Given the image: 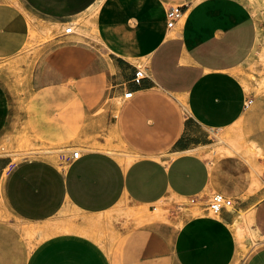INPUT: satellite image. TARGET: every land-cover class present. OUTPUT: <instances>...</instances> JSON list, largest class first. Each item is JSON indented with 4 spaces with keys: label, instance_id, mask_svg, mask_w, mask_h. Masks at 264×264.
<instances>
[{
    "label": "crops",
    "instance_id": "1",
    "mask_svg": "<svg viewBox=\"0 0 264 264\" xmlns=\"http://www.w3.org/2000/svg\"><path fill=\"white\" fill-rule=\"evenodd\" d=\"M262 18V0H0V63L34 75L21 108L0 82V264H235L241 220L260 238L242 264H264V97L243 74ZM19 125L68 145L14 160ZM215 192L233 207L210 214ZM123 201L167 221L121 231Z\"/></svg>",
    "mask_w": 264,
    "mask_h": 264
},
{
    "label": "rangeland",
    "instance_id": "2",
    "mask_svg": "<svg viewBox=\"0 0 264 264\" xmlns=\"http://www.w3.org/2000/svg\"><path fill=\"white\" fill-rule=\"evenodd\" d=\"M264 7V0H262ZM264 18H262L261 26V38L259 48L256 50V55L251 57L243 70L245 87L254 94L255 98L264 97ZM263 53V54H262ZM21 69L17 65L0 63V82L14 101V107L21 108V104L28 97L32 91L33 77L34 75L29 72H20ZM19 133L22 135L21 139H15V150L12 152L14 160H19L28 156L43 155L51 156L58 154L64 146L68 144L59 145H47L32 140L26 136V131L19 125ZM78 145H82L86 148L93 147V144L89 143L86 139L77 140ZM4 146V145H3ZM102 147L116 155H125L127 150L119 143H105ZM209 201V200H208ZM233 207L230 206L228 209ZM142 211L144 213V219L148 220V223H155L158 225L161 222H166L165 214L168 211V207L162 204H155L153 206H141L134 205L123 201L119 203L112 211L106 216V221L121 219V231L128 228L141 225L142 220L132 216V212ZM210 214H213L210 211ZM146 216V217H145ZM105 224L96 228H90V236L95 237L98 241L105 239L109 235V230L112 228L113 235H117L118 228L113 229L112 225ZM80 224L75 220H64L61 224L63 229L67 227L79 226ZM26 230L25 225H21ZM239 228L240 231H239ZM250 229V230H249ZM243 231V232H242ZM245 232V233H244ZM254 234V235H253ZM235 235L237 239V258L235 264H242L245 258L259 245L260 238L253 231L249 221L241 220V222L235 223ZM256 235V236H255ZM245 248V249H244Z\"/></svg>",
    "mask_w": 264,
    "mask_h": 264
},
{
    "label": "built area",
    "instance_id": "3",
    "mask_svg": "<svg viewBox=\"0 0 264 264\" xmlns=\"http://www.w3.org/2000/svg\"><path fill=\"white\" fill-rule=\"evenodd\" d=\"M184 10L182 5H175L166 10V18H167V26L168 27H173L175 23L180 20L183 17ZM73 32V26L67 25L64 27V33H72ZM144 76L143 70L140 68H137L133 81L136 83H139L141 78ZM125 98H130L132 97V92L128 91L124 93ZM249 102H247L248 104ZM79 154V150H73L72 151V156L77 157ZM233 205V200L226 195H224L221 192H215L211 195L207 207L212 213H218L221 209L223 208H228Z\"/></svg>",
    "mask_w": 264,
    "mask_h": 264
},
{
    "label": "bare ground",
    "instance_id": "4",
    "mask_svg": "<svg viewBox=\"0 0 264 264\" xmlns=\"http://www.w3.org/2000/svg\"><path fill=\"white\" fill-rule=\"evenodd\" d=\"M33 34V33H32ZM30 35H31V32H30ZM32 36V35H31ZM29 38H31V37H29ZM33 39H35V38H33ZM33 41V40H32ZM30 43V42H29ZM31 44V43H30ZM260 44V43H259ZM28 45V44H27ZM28 47V46H27ZM26 48V47H25ZM264 51V50H263ZM256 52V51H255ZM263 54V53H262ZM136 213L135 214H133L132 216H134V215H136L137 214V212L138 211H135ZM142 211H140V213H141ZM134 213V212H133ZM139 213V214H140ZM143 214V213H142ZM144 215V214H143ZM244 214L242 213V212H240V216H243ZM146 217V216H145ZM137 218V217H136ZM141 218V217H140ZM95 222V221H94ZM247 222V221H246ZM240 229L241 228H239V231H240ZM250 230V229H249ZM243 232V231H242ZM245 233V232H244ZM29 235V234H28ZM254 235V234H253ZM256 236V235H255ZM245 249V248H244Z\"/></svg>",
    "mask_w": 264,
    "mask_h": 264
}]
</instances>
